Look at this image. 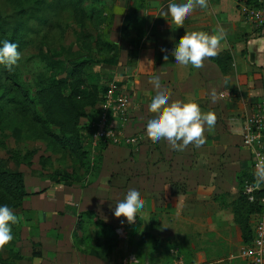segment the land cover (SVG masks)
Instances as JSON below:
<instances>
[{
    "label": "crops",
    "instance_id": "1",
    "mask_svg": "<svg viewBox=\"0 0 264 264\" xmlns=\"http://www.w3.org/2000/svg\"><path fill=\"white\" fill-rule=\"evenodd\" d=\"M124 3L129 4L124 27L131 19L137 36L127 38L126 33L110 38L120 47V55L111 63L86 65L85 90L93 84L109 87L115 82L128 92L132 97L129 120L111 115V124L127 136L139 137L140 145L95 139L93 125L101 117L107 90L100 91L101 100L87 106L81 120L89 164L67 182L49 180L42 195L49 203L53 199L57 205L62 203L65 215L76 220L88 213L96 219H105L99 215L107 214L112 220L105 219L109 224L120 220L117 225L125 230L124 226L138 222L145 233L158 239H173L186 227V232L202 233L203 238L206 234V251L197 256L206 259V264H244L240 254L246 243L235 207L241 179L252 170L251 151L243 144L244 119L264 98V29L245 22L240 0H206V7H197L181 26L170 15L163 17L169 0ZM220 29L225 38L217 55L205 58L202 68L175 62L174 45L185 32L211 34ZM156 76L161 85H167L170 102L194 98L202 112L215 113V125L210 130L205 125L206 142L201 147L190 144L175 151L167 140L153 141L147 136V121L153 115L148 106L158 91L152 83ZM133 186L141 190L145 204L135 221L128 222L123 215L116 217L114 210Z\"/></svg>",
    "mask_w": 264,
    "mask_h": 264
},
{
    "label": "rangeland",
    "instance_id": "2",
    "mask_svg": "<svg viewBox=\"0 0 264 264\" xmlns=\"http://www.w3.org/2000/svg\"><path fill=\"white\" fill-rule=\"evenodd\" d=\"M30 1L27 0L26 5L29 6ZM125 1L73 0L74 3L48 26L36 28L17 65L12 69L0 65V87L9 84L6 78L12 72L20 82L33 84L38 79L48 78L56 83L66 79L73 64L85 56L93 62L113 57L114 53L91 56L90 49L94 50L99 36L104 40L126 33L127 38L137 36V27L134 29L129 24L131 19L127 28L124 27V19L129 17L125 16V9L130 4L126 5ZM119 4L121 7L115 9ZM130 11L128 8L127 13ZM15 12L9 0H0V13L4 17L13 18ZM115 22H118L116 27ZM14 107L9 106L12 113L9 127L0 130L5 143L0 147V158L9 169L23 172L31 193L27 199L31 197V200L26 199L22 207L14 210L17 223L11 225L13 239L0 246V260L4 264H121L132 254L141 264H171L178 256L187 264H206V259L197 257L198 253L206 251V234L203 238L202 233L186 232L183 227L184 231L173 239H158L134 222L124 226L123 234L119 235L116 230L123 227L117 225L120 220L109 224L105 219L112 220L106 218L107 214L99 215L105 219L86 215L76 220L72 215H65V207L62 203L57 205L56 199L46 201L42 194L49 180L65 178L56 171H81L80 164L87 161L71 150H61L48 137L34 132L29 127V118L14 112Z\"/></svg>",
    "mask_w": 264,
    "mask_h": 264
},
{
    "label": "trees",
    "instance_id": "3",
    "mask_svg": "<svg viewBox=\"0 0 264 264\" xmlns=\"http://www.w3.org/2000/svg\"><path fill=\"white\" fill-rule=\"evenodd\" d=\"M9 1L16 12L13 18H6L0 13V40L16 43L20 53L28 48L31 35L36 28L48 26L54 17L74 3L73 0H31L28 6L26 5L27 0ZM240 2L256 6L262 4L260 0H240ZM94 47L97 53L90 49L91 56L114 53L113 57H103L95 62L111 63L119 57L120 47L110 39H100L99 36L95 40ZM87 57L73 64L74 67L68 77L56 83L48 78L38 79L33 84L25 80L20 82L21 79L17 74L13 72L8 74L6 79L9 84L0 87L2 92L0 95V130L9 127L12 114L9 106L14 105L15 107L12 108L14 112H20L29 118L30 129L41 136L48 137L61 150H71L80 155L87 161L85 164H80V168H85L89 164V156L83 148L81 120L86 116V107L95 106L98 100H101L100 91L105 92L108 88V84L104 87L93 84L90 85L88 91L85 90L88 85L84 77V69L86 65L93 63ZM4 146L5 143L0 137V147ZM56 174L65 178L63 180L54 179V182L62 183L73 179L77 172L58 170ZM248 179L253 180V176L247 174L241 179V196L235 207L246 245L251 243L254 235L252 219L261 211L259 202H249L243 193L244 183ZM30 195L23 172L9 169L6 161L0 158V204H7L14 211L22 207ZM101 224L105 223L102 221ZM0 264L4 262L0 260Z\"/></svg>",
    "mask_w": 264,
    "mask_h": 264
},
{
    "label": "clouds",
    "instance_id": "4",
    "mask_svg": "<svg viewBox=\"0 0 264 264\" xmlns=\"http://www.w3.org/2000/svg\"><path fill=\"white\" fill-rule=\"evenodd\" d=\"M197 7H206V0H169L163 17L170 15L171 20L181 26L184 25L185 18ZM224 38L222 29L211 34L206 31L185 32L174 45L175 62L184 66L191 65L195 69L202 68L205 58L217 55ZM18 47L9 40H0V65L9 69L17 65L21 59ZM152 83L158 91L151 97L148 106L153 115L147 121V136L153 141L167 140L175 151H183L190 144L201 147L206 142L205 125L209 130L215 125V113L202 112L194 98L170 102L167 85H161L160 77H153ZM260 178L264 179V172L260 173ZM144 204L141 190L135 186L130 187L115 206L114 215H123L128 222H134L138 210L142 209ZM16 223L17 216L12 208L7 204H0V246L12 241L11 225Z\"/></svg>",
    "mask_w": 264,
    "mask_h": 264
},
{
    "label": "built area",
    "instance_id": "5",
    "mask_svg": "<svg viewBox=\"0 0 264 264\" xmlns=\"http://www.w3.org/2000/svg\"><path fill=\"white\" fill-rule=\"evenodd\" d=\"M240 12L246 23L264 29V3L260 6L241 2ZM132 101L131 95L123 91L115 82L111 83L104 94L101 107V117L94 123V135L97 141L113 145L139 146L140 138L127 136L121 130H116L111 124V115L122 121L129 120L128 109ZM243 144L251 151L253 180H246L243 193L251 203L259 202L261 211L255 216L254 235L240 256L244 264H264V179L260 173L264 172V98L257 102L253 111L245 116L243 123ZM123 229H117L122 235ZM121 264H141L135 255L125 257ZM171 264H187L181 256L176 257Z\"/></svg>",
    "mask_w": 264,
    "mask_h": 264
}]
</instances>
